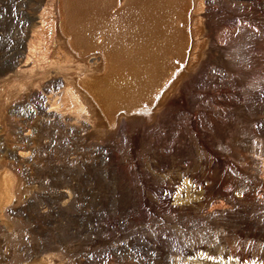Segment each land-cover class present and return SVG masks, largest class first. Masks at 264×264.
<instances>
[{
  "label": "rangeland",
  "instance_id": "374dc122",
  "mask_svg": "<svg viewBox=\"0 0 264 264\" xmlns=\"http://www.w3.org/2000/svg\"><path fill=\"white\" fill-rule=\"evenodd\" d=\"M63 4L0 0V264H264V0L175 12L146 112L71 46Z\"/></svg>",
  "mask_w": 264,
  "mask_h": 264
},
{
  "label": "bare ground",
  "instance_id": "6f19581e",
  "mask_svg": "<svg viewBox=\"0 0 264 264\" xmlns=\"http://www.w3.org/2000/svg\"><path fill=\"white\" fill-rule=\"evenodd\" d=\"M189 1L191 0H104L101 4L107 3L108 7L105 8L103 15L101 10H97L98 13L89 18L88 14L94 12L98 3L93 0H64L60 9L62 29L71 39L70 44L74 49H92L91 47L96 46L97 50L103 51L106 54L103 58L105 66L110 68L106 74L109 75L107 80L105 78L102 82H109L110 77L114 78L113 81L123 87L115 88L120 97L118 101L126 108H131V111L128 110L130 112L134 110L146 112L147 106L154 100L151 82L156 81L158 76V79L161 78L163 64H166L172 51L173 40L177 33L173 15L176 12L186 22ZM74 17L78 18V21H75ZM87 30H91V33L87 34ZM39 35L42 36L43 32L40 31ZM178 35L181 37L178 42L181 53L179 61L183 62L188 53V35L186 32ZM35 38L39 39V36ZM45 45L47 48L50 47L47 36ZM139 48L141 51L143 49L140 59L136 52ZM109 52L121 53L122 57L114 55L115 57L112 58ZM46 54L44 51L43 55ZM143 60L152 64L150 70H144L145 74L141 73L138 66V61L141 63ZM98 84L100 88V81ZM99 96H97L98 100ZM72 97L76 99L74 95ZM130 102L141 104L129 105ZM76 109L81 111L83 108L77 104ZM12 185V175L4 172L0 176V208L13 197Z\"/></svg>",
  "mask_w": 264,
  "mask_h": 264
}]
</instances>
